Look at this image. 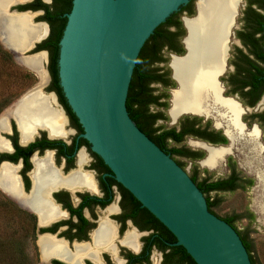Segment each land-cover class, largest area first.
Segmentation results:
<instances>
[{"label": "flooded vegetation", "instance_id": "flooded-vegetation-1", "mask_svg": "<svg viewBox=\"0 0 264 264\" xmlns=\"http://www.w3.org/2000/svg\"><path fill=\"white\" fill-rule=\"evenodd\" d=\"M38 2L50 4L51 0L49 3L43 0H12V4H15L11 9L38 11L39 13L31 18L33 25L43 24L41 22L47 25L45 37L30 50L31 53L37 52V54L27 58H35L34 56L41 54L42 58L38 61V65L45 76L41 93L50 96V104L60 111L63 122L58 133L52 134L46 126H37L31 137L24 140L18 123L10 115L8 122L6 118L5 128L0 130L2 143L0 172L3 168H7L14 179L13 186L0 183V202L8 211L10 210V213L19 217V230L22 233L24 230L28 231L30 260L32 261V256L38 264H190L184 252L179 249L180 245L175 244V238L170 240L169 234L157 223L158 220L115 182L84 145L82 128L75 116L70 114L71 110L66 107L65 100L56 93L49 67L51 56L45 46V40L50 35L49 18L52 14L49 18L45 17V9ZM197 2L171 23L165 29V33L156 38L155 50L149 55L151 60L147 67L154 75L149 87L153 88V95L161 96L156 102L165 101L168 107L170 105V109L173 91L179 87L171 64L174 58L181 59L187 55L185 39L188 30L184 20L196 17ZM258 4L259 0H244V6L237 18L238 27L234 29L233 37L231 36L228 41L225 70L219 76V80L224 88L223 94L234 100L220 97L230 99L241 109V120L246 124V130H250L254 122L257 124L259 134L254 127L245 133L238 119L242 133L234 142L231 141L226 132V119L220 118L221 116L208 106H205L208 111L181 110L194 114L180 115L174 124L169 123L170 126L177 125L184 116L198 118L194 126L196 133L184 135L182 139L183 141L187 137L192 138L193 141L189 144L194 148L182 146L184 151L190 154L185 153L186 156L180 157L205 167L201 168L205 173L198 174L201 179L206 177L205 183L231 178L223 185L220 184L208 192H201L202 195L211 194L209 199H212L217 198L218 194L255 186L253 209L257 216L261 215L256 210L261 188L258 172H261L264 182V107L259 106L264 91L253 103H250L252 96H245L242 92L247 88L243 84L247 78L244 72V68L247 67L245 56H253L248 53L251 48L250 33L252 37L257 35L254 33L250 9H255ZM194 13V17L183 18L182 21L183 16L190 17ZM178 21L181 23L183 33L181 27H177L176 33L173 34L171 32L174 31L175 23L177 24ZM185 49L186 53L181 57ZM40 51H45V55ZM222 58L223 54L219 71ZM35 75L37 76V73ZM216 84L218 85L217 82ZM218 87L220 95V86ZM154 89H157L156 93ZM50 93L55 95V100ZM162 107L152 103L148 106V110L163 112ZM168 107L164 108L166 113ZM170 109L167 117L170 116L171 120ZM162 120V118L154 119L152 125L162 126L158 124V121ZM253 129L256 132L251 135ZM225 135L229 139L228 146ZM219 145L227 147H219ZM207 148L228 150L217 166L210 167L202 164L207 157ZM232 155L236 158L239 156L238 160L233 159ZM40 163L50 168L55 176L48 177L47 180L45 177L43 180L37 179V168ZM219 165L224 166L222 175L213 177L207 172L206 168L216 169ZM192 169L198 170L199 166L197 168L195 165ZM239 213L244 214L240 219H248L247 212ZM103 226L109 230L101 235L99 230ZM245 230L247 228L240 231ZM41 239L47 240L51 248L47 257L42 255Z\"/></svg>", "mask_w": 264, "mask_h": 264}, {"label": "water", "instance_id": "water-1", "mask_svg": "<svg viewBox=\"0 0 264 264\" xmlns=\"http://www.w3.org/2000/svg\"><path fill=\"white\" fill-rule=\"evenodd\" d=\"M197 1L71 0L57 41L58 85L82 128L84 145L115 182L174 236L175 244L180 245L195 264H250L248 253L234 228L208 211L204 196L186 171L128 116L134 78L147 44ZM43 2L49 3L50 0ZM13 4L7 6L6 13H28L32 17L39 13L11 9ZM243 6L244 2L239 0L226 33L221 70L215 75L220 96L225 98L232 97L223 94L219 76L225 70L228 41L233 37L239 10ZM194 16L195 13L190 17L183 16L182 21ZM41 23L45 34L32 40L24 49L10 50L0 45L15 60L37 54L30 50L47 33L46 23ZM261 28L264 69V18ZM40 53L45 55V51ZM185 53L186 49L181 57ZM50 94L55 100V95ZM169 109L170 105L167 113ZM184 114L194 113L181 112L169 123L174 124ZM238 119L245 133L254 127L259 134L256 123L246 130L241 115ZM225 137L228 146L229 139Z\"/></svg>", "mask_w": 264, "mask_h": 264}, {"label": "bare ground", "instance_id": "bare-ground-1", "mask_svg": "<svg viewBox=\"0 0 264 264\" xmlns=\"http://www.w3.org/2000/svg\"><path fill=\"white\" fill-rule=\"evenodd\" d=\"M238 2L239 0H198L196 17L184 20L188 30L185 39L187 55L181 59L174 58L171 64L174 77L179 83L178 89L173 91L172 96V108L170 109L172 119L181 110L199 111L205 109L208 111V108H211L218 116H221L220 118L226 119V132L233 142L242 133L238 122L241 109L230 99L220 97L215 75L220 68L226 33ZM10 4H12V0H0V43L10 50H22L32 40L42 36L44 24L33 25L32 14L6 13V8ZM34 57H18L16 59L37 73L39 84L37 82L35 87L16 99V103L11 104L13 106L8 112V115L14 117L18 123L24 140L31 137L37 126H46L52 134L58 133L63 122L60 111L51 106L50 96H45L40 91L41 85L45 82L44 72L38 65V61L42 57L41 54ZM10 106L2 112V115ZM5 119L6 117L0 119V129L5 128ZM251 132L253 135L256 131L253 129ZM227 150L207 148V157L202 164L210 167L217 166ZM257 175L261 188L256 210L264 216V182L261 172H258ZM53 176H55L54 172L50 168L48 169L41 163L38 165L37 179L43 180L45 177L47 180ZM0 181L5 185H14V179L7 168H3L0 172ZM108 230L109 228L103 226L99 233L104 235ZM46 241L41 239L40 242L43 257H47L51 251Z\"/></svg>", "mask_w": 264, "mask_h": 264}, {"label": "trees", "instance_id": "trees-1", "mask_svg": "<svg viewBox=\"0 0 264 264\" xmlns=\"http://www.w3.org/2000/svg\"><path fill=\"white\" fill-rule=\"evenodd\" d=\"M249 3L251 1H248ZM40 5L45 9V17L49 18L51 15V27H50V35L45 40V46L48 48L49 54H50V69H51V75L53 78V83L55 85L56 93L57 95L62 99V92L60 90V87L58 85V79L56 74V57H57V41L61 35V30L63 28L64 22H65V16L64 14L67 13L70 9L71 0H51L50 4H42ZM253 3V2H252ZM259 6H255V9H250V16L253 19V25H254V33L259 34V36H251L249 37V44L250 49L248 53L253 54L252 57L245 56V62L247 64V67L244 68V72L246 75V80L243 82L244 85H246V90L243 91V95L245 96H252V99L250 103L255 102L259 96L264 91V69L262 65V23L264 18V13H260L257 9H263L264 11V0H259ZM258 7V8H257ZM49 8V9H48ZM174 31L171 32L173 34L176 33L177 27H181V33H183V28L181 26L180 21L175 23ZM165 33V29L158 34L154 39H152L145 49V52L143 54L142 60L140 62V65L138 67L137 73L134 78L133 82V89H132V95H131V102H130V108H129V114L128 116L131 118V120L135 123V125L151 140L153 141L160 149L165 151L169 154V156L181 167L183 168V162L178 161L174 159V156H186L185 153L190 154L188 152H185L182 145H176L179 142L182 141L184 135L190 134L193 135L196 133V128H194L195 124L198 122V118L196 117H187L184 116L182 119H180L177 123V125H172L168 127L164 126H153V120L157 118L164 119L165 116L162 112L159 111H149L148 106L152 103H154L157 106H166L165 101L156 102V100L161 97L159 95H153L152 94V87H149V84L152 80H154V75L152 74L151 70L147 67V65L150 63L149 55L153 53V50H155V41L156 38ZM2 54L7 59L11 60L12 56L9 52L1 48ZM25 76H32L30 75V72L27 70L24 71ZM165 95V94H164ZM163 96V95H162ZM66 107L69 109L68 105ZM70 114L72 116L73 113L70 111ZM172 143V144H170ZM190 179L195 183L197 188L201 192H208L210 189L214 187H218L220 184L223 185L229 179L219 180L215 182H207L205 183V178L201 179L197 173L196 169H192V171L188 174ZM200 178V179H199ZM250 183V182H249ZM206 201V206L208 211H210L212 214L216 215L217 217L221 218L228 224H230L236 233L238 234L243 246L245 247L250 264H257L255 261V258L252 256V244L251 240L248 238V232L240 231L235 226V221L240 219L244 214L242 213H236L231 212L227 215H219L214 212L213 207H215L218 203L219 197L209 199L208 195L204 196ZM247 212L248 219H253V214L250 211ZM155 219V218H154ZM156 220V219H155ZM157 221V220H156ZM157 223L162 226L165 231L169 234L170 240H174V237L172 234L160 223L157 221ZM244 233V234H243ZM28 231L24 230L21 234V239H14L11 238V240L7 241L6 243L1 242L0 243V254H4V252L9 251L10 249V255L13 257V260L19 264H32V261L30 260L29 256V250H28ZM179 249L184 252V256L189 260L190 264H195L194 261L191 259V257L185 252V250L178 246ZM5 249H7L5 251ZM2 256V255H1Z\"/></svg>", "mask_w": 264, "mask_h": 264}, {"label": "rangeland", "instance_id": "rangeland-1", "mask_svg": "<svg viewBox=\"0 0 264 264\" xmlns=\"http://www.w3.org/2000/svg\"><path fill=\"white\" fill-rule=\"evenodd\" d=\"M242 2H244V0H242ZM257 10L262 14L264 13L263 9H257ZM240 11L241 9L239 10V12ZM257 36H259V34H257ZM1 48L3 47L1 46ZM25 70L30 72V75L32 76L30 77L25 76L24 75ZM38 80L39 78H37V76L33 72L28 70L17 59L15 60L13 56L11 60L7 59L6 57L3 56L2 51L0 50V113L3 112L7 107H9L13 102L16 103L15 101L16 98L24 91H26L28 88H30ZM156 90L157 89H154V93L157 92ZM261 97H262L260 102L261 104L259 106L264 107V92ZM12 106L13 105H11L10 108L3 113L0 119L3 117L7 118L8 116H10L8 115V112ZM165 107H168L167 103ZM165 107H162L163 109L162 113L165 116V118L162 121H158V124H161L164 127H168L170 126L169 124L170 119L169 117H167V113L164 110ZM192 141H193L192 138L187 137L180 144H176V145L177 146L182 145L185 146L186 148H194V146L189 144ZM232 156L233 159L238 160L239 156L237 158L234 155ZM174 159L183 162V169L186 171L187 174H189L190 169H192V167L195 165L197 166V168L199 166V169L197 170L198 174L205 173V171L201 169V168H205L203 165H199L196 162H193L189 159L180 156H174ZM206 169L208 170L207 172L213 177L220 176L224 172L223 171L224 166L221 165H219V167L216 169H210V168H206ZM242 171L244 172L243 169ZM255 191H256L255 186H253L252 188L249 187L229 193H222L220 195L218 194L219 200L217 205L213 207V210L215 213L219 215H227L230 214L231 212H246L247 210L253 213L254 215L253 219L251 220L246 218L238 219L235 221V226L240 230H244L245 228H247L248 238L251 240V244H252V252H251L252 256L255 258L257 264H264V216L262 215L257 216V213L253 209V202H254L253 197L255 195ZM209 196L211 197L212 195L210 194ZM9 211L7 210V208L3 207V205L0 202V243L3 242L7 244V241L11 240V238L18 240L21 239L22 232L21 230H19V224H18L19 217H17L13 213H10ZM6 250L7 249H5V251ZM8 250L9 251L4 252V254H0V264H17L13 260V257H11L10 255V249ZM31 258L33 261L32 264H38V262L35 260V257L31 256ZM19 264H23V263H19Z\"/></svg>", "mask_w": 264, "mask_h": 264}]
</instances>
